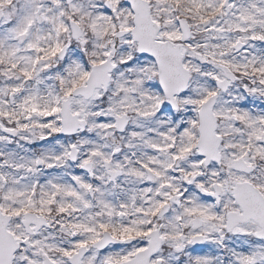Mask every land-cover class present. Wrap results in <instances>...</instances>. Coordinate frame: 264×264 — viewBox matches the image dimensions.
Here are the masks:
<instances>
[{"label":"snow or ice","instance_id":"1","mask_svg":"<svg viewBox=\"0 0 264 264\" xmlns=\"http://www.w3.org/2000/svg\"><path fill=\"white\" fill-rule=\"evenodd\" d=\"M0 264H264V0H0Z\"/></svg>","mask_w":264,"mask_h":264}]
</instances>
